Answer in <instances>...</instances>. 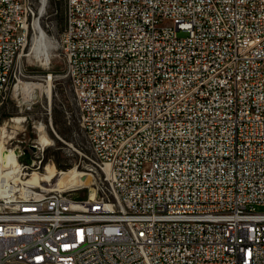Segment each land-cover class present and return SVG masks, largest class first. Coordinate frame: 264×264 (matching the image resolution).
<instances>
[{
    "label": "built area",
    "instance_id": "obj_1",
    "mask_svg": "<svg viewBox=\"0 0 264 264\" xmlns=\"http://www.w3.org/2000/svg\"><path fill=\"white\" fill-rule=\"evenodd\" d=\"M60 1L93 191L0 162V264H264V0ZM35 19L0 0V107Z\"/></svg>",
    "mask_w": 264,
    "mask_h": 264
},
{
    "label": "rangeland",
    "instance_id": "obj_2",
    "mask_svg": "<svg viewBox=\"0 0 264 264\" xmlns=\"http://www.w3.org/2000/svg\"><path fill=\"white\" fill-rule=\"evenodd\" d=\"M31 1L36 10L37 24L34 25L30 44L21 58L24 72L20 64L16 66L17 73H21L18 91L15 93L11 89L0 107V127L7 128L6 135H12L11 131L17 135L15 143L5 149H16L17 142L22 140L28 141L29 145L33 142L39 143L45 131L50 145L28 151L18 161L29 166L34 164L32 169L26 171V178L34 179L30 183L40 181L43 187L57 188L58 181L67 180L66 174H90L86 157L92 159V152L79 122V107L71 82L66 77L65 54L59 42L64 28V4L60 0ZM178 34L180 37L186 36L183 32ZM40 37L49 45L43 51L41 49V52H37L35 43ZM29 83L36 86L28 88L26 84ZM28 99L35 100L31 110H26L25 107ZM23 115L29 117L28 125L20 127L10 122L11 118L16 119ZM33 125L37 128H33ZM52 169L55 177L48 182L42 179ZM78 179L75 189L82 190L75 192L74 197L89 195L93 191L94 178L89 185L81 184L80 178ZM258 209L264 211V207Z\"/></svg>",
    "mask_w": 264,
    "mask_h": 264
},
{
    "label": "bare ground",
    "instance_id": "obj_3",
    "mask_svg": "<svg viewBox=\"0 0 264 264\" xmlns=\"http://www.w3.org/2000/svg\"><path fill=\"white\" fill-rule=\"evenodd\" d=\"M35 44H36L35 45V51H37V52H41V49L43 51V48H45L47 45H49L48 43L45 44V42L41 38H39V40H37ZM22 56H23V53H21V55L18 58V64H20V66L22 68V71L24 72V69H23V66H22V63H21ZM26 86L28 88H33L36 85L32 84V83H29V84H26ZM15 121H19V119H15ZM39 127L42 129L43 128L42 124H40ZM6 129L7 128L5 126L4 127H0V137H1V140H0L1 141V144H0V162L4 164V167H7L8 174H11V173H18L19 174L20 171L22 170V168H21L22 166H21V164L18 161V155L20 153V148L17 147L16 149L15 148L14 149H5V148H7L6 145H5V140H4V138L6 137V134H7L6 133ZM39 143L43 147L50 145L51 142H50L49 138L47 137L45 131L41 135V137L39 139ZM26 175L27 174H25V176ZM66 175H67V180L66 181H58L59 184H57V188L56 189H60V190H77V189H75V186L77 184L76 183L77 180H79L78 178H80L81 184L84 183L86 185L91 184V181H92V178H93V177H91L92 175L87 173V172L86 173H70V174H66ZM54 177H55V171L52 169L50 171V173L46 174V176H44L42 179H44L45 181L48 182ZM33 180L34 179H31V180L28 179L27 181L30 183ZM92 183H94V182H92ZM31 184L33 186H41V182L40 181L31 183Z\"/></svg>",
    "mask_w": 264,
    "mask_h": 264
}]
</instances>
